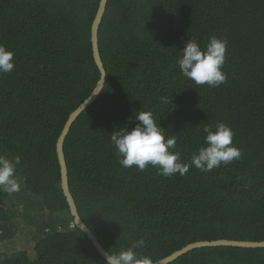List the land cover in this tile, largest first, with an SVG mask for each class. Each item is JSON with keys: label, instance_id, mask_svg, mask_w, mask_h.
I'll list each match as a JSON object with an SVG mask.
<instances>
[{"label": "trees", "instance_id": "obj_1", "mask_svg": "<svg viewBox=\"0 0 264 264\" xmlns=\"http://www.w3.org/2000/svg\"><path fill=\"white\" fill-rule=\"evenodd\" d=\"M100 0H0V43L15 68L0 74V154L20 155L18 175L51 213L36 220L37 258L0 250V264H106L74 222L57 141L100 76L91 27ZM228 39L220 87L198 86L177 64L191 40ZM106 85L65 140L69 184L83 221L111 252L143 237L147 263L214 239L264 240V0H109L99 31ZM167 97L168 103H162ZM151 111L189 161L206 125L229 124L242 157L201 172L157 175L120 165L111 143ZM0 191V240L16 229ZM14 214V213H13ZM170 264H264L263 248L191 250Z\"/></svg>", "mask_w": 264, "mask_h": 264}, {"label": "clouds", "instance_id": "obj_2", "mask_svg": "<svg viewBox=\"0 0 264 264\" xmlns=\"http://www.w3.org/2000/svg\"><path fill=\"white\" fill-rule=\"evenodd\" d=\"M227 46L226 37L213 35L204 47L191 38L177 60L182 75L198 86L218 88L225 84L228 79V74L224 71ZM14 57V51L0 43V74L14 71ZM161 102L168 103V98L161 97ZM135 118L139 123L134 128H119L110 137L119 163L124 168L135 167L139 171H145L152 167L157 170V175L184 176L191 167L207 173L242 157V149L234 143L233 128L223 121L204 127V143L186 162L176 150V137L167 134L151 111L136 112ZM21 162L20 155L0 154V191L11 195L21 190L23 179L18 175ZM145 243V239L141 237L132 241L127 248L111 252L106 258V264H147L146 258L138 253Z\"/></svg>", "mask_w": 264, "mask_h": 264}, {"label": "water", "instance_id": "obj_3", "mask_svg": "<svg viewBox=\"0 0 264 264\" xmlns=\"http://www.w3.org/2000/svg\"><path fill=\"white\" fill-rule=\"evenodd\" d=\"M108 1L109 0H100L99 7L91 27V42L93 48V56L100 70L101 76L92 93L70 114L57 141V154L60 163L62 188L66 196V199L68 201L71 214L74 217V222L76 226H78L83 232L87 234L88 238L92 241L95 248L105 259L110 254L109 251L104 247V245L101 243V241L99 240L97 235L93 232V230L83 221L79 213L75 198L71 192L70 184H69V168L65 154V140L74 122L92 103H94L97 100V98L100 96L101 92L103 91L106 85L107 70L105 68L101 55L100 43H99V31H100L101 23L103 21V18L107 10ZM218 246L263 248L264 240L255 241V240H235V239L223 238V239L196 241L186 245L185 247L173 252L172 254L156 262L147 263V264H170L171 262L180 258L182 255L190 252L191 250L197 248H203V247H218Z\"/></svg>", "mask_w": 264, "mask_h": 264}, {"label": "rangeland", "instance_id": "obj_4", "mask_svg": "<svg viewBox=\"0 0 264 264\" xmlns=\"http://www.w3.org/2000/svg\"><path fill=\"white\" fill-rule=\"evenodd\" d=\"M8 194V193H7ZM7 204L12 213V224L14 237L8 240H0V250L7 253H15L26 250L30 253L31 259L37 258L33 246L36 242L35 235L38 229L35 226L36 220L41 221L50 215V211L44 205L40 196L27 191L22 185L19 192L8 194Z\"/></svg>", "mask_w": 264, "mask_h": 264}]
</instances>
